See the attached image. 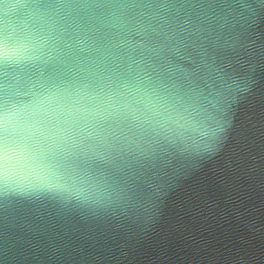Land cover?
Returning <instances> with one entry per match:
<instances>
[{
  "label": "water",
  "instance_id": "obj_1",
  "mask_svg": "<svg viewBox=\"0 0 264 264\" xmlns=\"http://www.w3.org/2000/svg\"><path fill=\"white\" fill-rule=\"evenodd\" d=\"M0 264H264V0H0Z\"/></svg>",
  "mask_w": 264,
  "mask_h": 264
},
{
  "label": "snow or ice",
  "instance_id": "obj_2",
  "mask_svg": "<svg viewBox=\"0 0 264 264\" xmlns=\"http://www.w3.org/2000/svg\"><path fill=\"white\" fill-rule=\"evenodd\" d=\"M2 49H3V42L2 40H0V52H2ZM3 120L2 118H0V133H2V130H3ZM3 150V140H2V135H0V152H2Z\"/></svg>",
  "mask_w": 264,
  "mask_h": 264
}]
</instances>
